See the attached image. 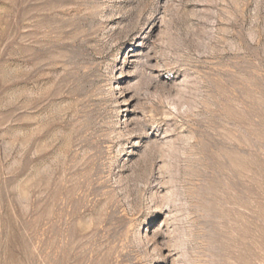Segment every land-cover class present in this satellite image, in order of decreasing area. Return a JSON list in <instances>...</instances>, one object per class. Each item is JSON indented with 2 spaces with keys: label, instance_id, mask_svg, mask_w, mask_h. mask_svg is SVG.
<instances>
[{
  "label": "rangeland",
  "instance_id": "1",
  "mask_svg": "<svg viewBox=\"0 0 264 264\" xmlns=\"http://www.w3.org/2000/svg\"><path fill=\"white\" fill-rule=\"evenodd\" d=\"M0 264H264V0H0Z\"/></svg>",
  "mask_w": 264,
  "mask_h": 264
}]
</instances>
